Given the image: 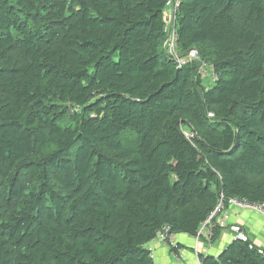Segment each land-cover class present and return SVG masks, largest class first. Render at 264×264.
<instances>
[{
	"label": "trees",
	"instance_id": "trees-1",
	"mask_svg": "<svg viewBox=\"0 0 264 264\" xmlns=\"http://www.w3.org/2000/svg\"><path fill=\"white\" fill-rule=\"evenodd\" d=\"M168 1L0 0V264H154L163 226L193 238L221 195L264 202V0L182 1L177 49L215 84L167 56Z\"/></svg>",
	"mask_w": 264,
	"mask_h": 264
},
{
	"label": "built area",
	"instance_id": "built-area-1",
	"mask_svg": "<svg viewBox=\"0 0 264 264\" xmlns=\"http://www.w3.org/2000/svg\"><path fill=\"white\" fill-rule=\"evenodd\" d=\"M180 3L181 0H171L167 5L168 9L164 28V33L166 34L164 48L167 52V56L176 62L179 67H183L187 64H196L198 76L201 78H211L213 81H217L220 79V74L215 71V67L212 62L203 59L200 53L196 50H192L185 56H181L177 49L178 32L176 27V13L179 10ZM189 137L193 138L194 136L190 135ZM227 207L258 212L264 217V202L250 203L247 200L230 199L226 204L224 200H221L215 211L208 216L206 221L199 228L198 233L195 236L196 244L203 241L207 245V249H210L212 247L213 238L217 229L221 232L223 230H228L234 240H240L242 242L250 241L247 231L240 224L227 225V213L221 214V212ZM153 242H160L168 245L171 250L172 248L177 247L175 236L171 234V227L168 225L163 226L156 232V238ZM148 248L154 264H157L155 257L156 249L153 248L151 244L148 245ZM182 253L183 250L179 249V254L181 256ZM197 264H202V262L199 260Z\"/></svg>",
	"mask_w": 264,
	"mask_h": 264
},
{
	"label": "crops",
	"instance_id": "crops-1",
	"mask_svg": "<svg viewBox=\"0 0 264 264\" xmlns=\"http://www.w3.org/2000/svg\"><path fill=\"white\" fill-rule=\"evenodd\" d=\"M227 216V225L240 224L247 231L252 243L264 250V217L256 212L240 208H230ZM176 241L180 242L184 248L182 256L180 258L175 257L174 261H170L168 254L169 247H166L165 244L160 242L151 243V246L156 249L155 257L157 264H197L201 253L206 256L218 254L226 249L234 239L228 230H223L218 241L213 243L210 249H207L205 242L196 244L194 237H176ZM188 247H193L194 249Z\"/></svg>",
	"mask_w": 264,
	"mask_h": 264
},
{
	"label": "bare ground",
	"instance_id": "bare-ground-1",
	"mask_svg": "<svg viewBox=\"0 0 264 264\" xmlns=\"http://www.w3.org/2000/svg\"><path fill=\"white\" fill-rule=\"evenodd\" d=\"M169 1H171V0H169ZM168 1V2H169ZM182 1L183 0H181V3H180V6H181V4H182ZM168 2H167V5H168ZM167 5H166V10H165V19H166V14H167ZM180 8V7H179ZM178 12H179V10H178ZM177 12V13H178ZM176 13V14H177ZM166 22V21H165ZM193 50H195V49H193ZM179 51V50H178ZM190 51H192V50H190ZM189 51V52H190ZM196 51H198V50H196ZM189 52H187L186 54H188ZM199 52V51H198ZM180 53V52H179ZM186 54H181L180 53V55L181 56H185ZM201 55V54H200ZM201 57L203 58V59H205V60H209V59H207V58H204L202 55H201ZM172 60V59H171ZM173 61V60H172ZM210 62H212L213 64H214V62L213 61H211V60H209ZM174 62V61H173ZM176 65H177V63L176 62H174ZM187 65H190V64H187ZM187 65H184V66H187ZM196 67H197V65L196 64H194ZM178 66V65H177ZM183 66V67H184ZM179 67V66H178ZM214 67H215V71L217 72V73H219L217 70H216V66H215V64H214ZM220 74V73H219ZM197 76H198V73H197ZM198 78H200L201 80H203L204 82L205 81H208V83L209 84H215V83H217L219 80H221V74H220V79L219 80H217V81H213L211 78H201L200 76H198ZM209 116L211 117V118H213L214 117V115L213 114H209ZM184 134H185V136L191 141V140H194V138H195V134L194 133H192V132H187V131H185L184 132ZM190 135H193L194 137L193 138H190L189 136ZM230 199H238V198H229V199H227V198H225L224 197V195H221V197H220V200H219V202H218V204H217V206L219 205V203L221 202V200H224V202L227 204L228 203V201L230 200ZM239 200H246V199H239ZM248 201V200H247ZM249 202V201H248ZM250 203H259V202H250ZM217 206L215 207V209L217 208ZM215 209L213 210V212L215 211ZM230 209V207H227V208H225L222 212H221V214L222 213H227L228 212V210ZM212 212V213H213Z\"/></svg>",
	"mask_w": 264,
	"mask_h": 264
},
{
	"label": "rangeland",
	"instance_id": "rangeland-1",
	"mask_svg": "<svg viewBox=\"0 0 264 264\" xmlns=\"http://www.w3.org/2000/svg\"><path fill=\"white\" fill-rule=\"evenodd\" d=\"M206 84H209L208 81H205ZM257 214H259L260 216H262L260 213L256 212ZM263 217V216H262ZM221 233V232H220ZM218 241V240H217ZM203 242V241H202ZM166 247H169L168 245H166ZM190 249H194L193 247H188ZM168 254L170 256V261H174L175 258L173 257V255L170 253V251L168 250Z\"/></svg>",
	"mask_w": 264,
	"mask_h": 264
},
{
	"label": "clouds",
	"instance_id": "clouds-1",
	"mask_svg": "<svg viewBox=\"0 0 264 264\" xmlns=\"http://www.w3.org/2000/svg\"><path fill=\"white\" fill-rule=\"evenodd\" d=\"M194 238H195V237H194ZM199 260H200V258H199ZM199 260H198V261H199ZM200 261H201V260H200ZM201 262H202V261H201Z\"/></svg>",
	"mask_w": 264,
	"mask_h": 264
}]
</instances>
